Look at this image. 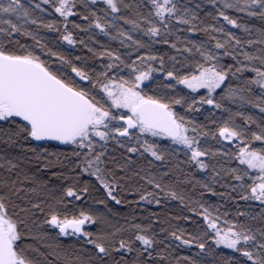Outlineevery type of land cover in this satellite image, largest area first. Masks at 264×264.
<instances>
[{"label":"snow or ice","instance_id":"1","mask_svg":"<svg viewBox=\"0 0 264 264\" xmlns=\"http://www.w3.org/2000/svg\"><path fill=\"white\" fill-rule=\"evenodd\" d=\"M0 264H264V0H0Z\"/></svg>","mask_w":264,"mask_h":264},{"label":"trees","instance_id":"2","mask_svg":"<svg viewBox=\"0 0 264 264\" xmlns=\"http://www.w3.org/2000/svg\"><path fill=\"white\" fill-rule=\"evenodd\" d=\"M250 22L256 24L257 26H259V24H260V22L259 21H256V20H251L250 19ZM229 27H231V26H229ZM46 35H48L50 38H55V34H53V33H47ZM193 38H199V34H197ZM97 39L100 40L101 43H109L111 47H118V42H116V41H108L107 37H104L102 35L97 36ZM57 50L58 51H63L66 54H71L73 57L74 56H77V55H83L86 52V50H84V52H82L79 47L73 48L72 46H69L67 44H63L61 47H58ZM161 50L163 51L164 49L161 48ZM253 111L255 112V110H253ZM219 190L222 191V189H219ZM129 198L131 199L132 197H129ZM213 199H215V198H213ZM221 203H223V202L221 201ZM109 206L110 207H113V210L114 211L115 210L124 211V206L123 205H121V206H115L114 204L110 203ZM168 210L171 211L172 215H176L178 213V211H179L177 202H175V201L170 202L169 203V206H168ZM193 219H195V217H193ZM179 223L183 227L191 228V224L190 223H185L184 221H180ZM177 254L178 255H180V254L190 255L191 252L188 249L183 248V249H179L178 252H177Z\"/></svg>","mask_w":264,"mask_h":264}]
</instances>
